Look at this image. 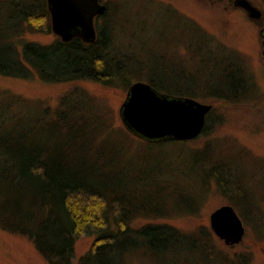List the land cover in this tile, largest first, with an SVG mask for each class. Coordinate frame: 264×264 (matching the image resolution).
Masks as SVG:
<instances>
[{"label": "trees", "instance_id": "trees-1", "mask_svg": "<svg viewBox=\"0 0 264 264\" xmlns=\"http://www.w3.org/2000/svg\"><path fill=\"white\" fill-rule=\"evenodd\" d=\"M109 14L107 7L96 20L94 44L80 39L62 42L57 37L44 46L24 36L32 30L52 33L46 0H0V76L29 80L36 74L48 83L91 81L127 92L142 81L161 95L189 96L170 88L167 81L161 83L155 70L134 56H119L114 36L103 28ZM235 91L210 94L217 101H232L242 97L240 90ZM8 94H0L1 230L27 238L48 264H72L81 234L93 235L95 241L78 264H143L145 260L184 264L189 259L208 264L218 255L220 240L207 227L192 232L152 222L132 227L142 218H169L168 209L191 214L186 157L173 165L156 156L169 146L191 141H147L130 132L122 120L118 128L93 96L79 87L61 97L55 109L31 106ZM213 112L200 136L222 124V119L212 118ZM130 137L143 140L148 150L128 154L122 142ZM211 151L208 143L201 154L208 169L191 179L203 185L212 179L225 195L219 169L228 163L219 165ZM228 201L235 205L232 198Z\"/></svg>", "mask_w": 264, "mask_h": 264}, {"label": "rangeland", "instance_id": "rangeland-1", "mask_svg": "<svg viewBox=\"0 0 264 264\" xmlns=\"http://www.w3.org/2000/svg\"><path fill=\"white\" fill-rule=\"evenodd\" d=\"M233 1L102 0L110 13L102 23L114 36L113 45L120 50V57L134 56L135 61L154 69L161 83L167 81L173 90L190 93L187 97L211 105L212 118L222 119V124L206 136L185 145L169 146L156 155L173 165L186 157L185 171L190 183L186 200L191 214L168 209L169 218L155 221L142 218L132 227L152 222L173 225L185 232L198 227L211 230L212 213L229 205L245 227L243 241L230 249L220 240L219 253L208 264H264V38L260 33L264 21L253 23L236 10ZM249 1L264 15V0ZM56 38L53 33L36 30L24 36V40L44 46ZM75 87L93 96L95 103L110 114L109 119L122 127L119 112L127 90L121 87L105 88L91 81L48 83L36 74L29 80L0 76V94L18 95L31 106L55 109L61 97ZM228 89L240 90L242 97L217 101L210 94ZM28 104L26 108H31ZM122 143L128 154L139 155L148 150V144L136 137ZM208 143L212 145L210 155L215 161L219 165L228 163L219 169L225 195L212 179L205 185L191 179L193 174L202 175L208 169L201 156ZM94 241L93 235L78 237L72 264L79 263ZM0 264L48 263L27 238L0 229ZM143 264L154 263L145 260ZM184 264L198 263L189 259Z\"/></svg>", "mask_w": 264, "mask_h": 264}, {"label": "water", "instance_id": "water-1", "mask_svg": "<svg viewBox=\"0 0 264 264\" xmlns=\"http://www.w3.org/2000/svg\"><path fill=\"white\" fill-rule=\"evenodd\" d=\"M53 34L62 42L80 39L85 44L97 41L96 19L105 15L101 0H46ZM252 18H260L257 9L247 1L237 4ZM212 110L193 98H174L159 94L145 82L132 84L120 108L124 126L136 136L151 142L192 141L204 130L206 116ZM214 235L226 246L243 241L245 227L232 206H223L210 216Z\"/></svg>", "mask_w": 264, "mask_h": 264}, {"label": "flooded vegetation", "instance_id": "flooded-vegetation-1", "mask_svg": "<svg viewBox=\"0 0 264 264\" xmlns=\"http://www.w3.org/2000/svg\"><path fill=\"white\" fill-rule=\"evenodd\" d=\"M247 1L251 4V6H253V7H255L257 9V12L260 14V18H252L250 16V13H249V11L247 9H245V8H243L241 6H238L237 4L240 2V0H234L233 1V6L236 8V10L240 11L241 13H243L244 16L246 18H248L250 21H252L253 23L260 24L262 20L264 21V15H263V13L251 1H249V0H247ZM260 33H261L262 37L264 38V27L261 28ZM262 43L264 45V40L262 41Z\"/></svg>", "mask_w": 264, "mask_h": 264}]
</instances>
